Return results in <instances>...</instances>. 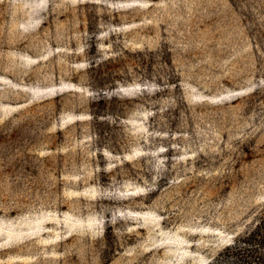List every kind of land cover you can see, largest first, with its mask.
I'll return each instance as SVG.
<instances>
[{"label": "rangeland", "instance_id": "obj_1", "mask_svg": "<svg viewBox=\"0 0 264 264\" xmlns=\"http://www.w3.org/2000/svg\"><path fill=\"white\" fill-rule=\"evenodd\" d=\"M263 210L264 0H0V264H208Z\"/></svg>", "mask_w": 264, "mask_h": 264}, {"label": "trees", "instance_id": "obj_2", "mask_svg": "<svg viewBox=\"0 0 264 264\" xmlns=\"http://www.w3.org/2000/svg\"><path fill=\"white\" fill-rule=\"evenodd\" d=\"M93 46L96 51L98 44L94 42ZM91 62L93 65L96 59ZM208 264H264V210L257 217L254 226L238 235Z\"/></svg>", "mask_w": 264, "mask_h": 264}, {"label": "bare ground", "instance_id": "obj_3", "mask_svg": "<svg viewBox=\"0 0 264 264\" xmlns=\"http://www.w3.org/2000/svg\"><path fill=\"white\" fill-rule=\"evenodd\" d=\"M206 264V263H205Z\"/></svg>", "mask_w": 264, "mask_h": 264}]
</instances>
